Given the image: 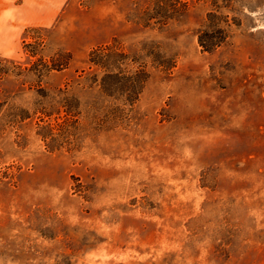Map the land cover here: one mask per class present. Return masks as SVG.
I'll use <instances>...</instances> for the list:
<instances>
[{"label":"rangeland","instance_id":"1","mask_svg":"<svg viewBox=\"0 0 264 264\" xmlns=\"http://www.w3.org/2000/svg\"><path fill=\"white\" fill-rule=\"evenodd\" d=\"M0 264H264V0H0Z\"/></svg>","mask_w":264,"mask_h":264},{"label":"trees","instance_id":"2","mask_svg":"<svg viewBox=\"0 0 264 264\" xmlns=\"http://www.w3.org/2000/svg\"><path fill=\"white\" fill-rule=\"evenodd\" d=\"M223 31H221L222 33ZM225 42V40L223 41V38L219 39V38H216V37H210L209 39L207 40H204L201 36V38L199 39V43L200 45L204 48V50L206 51H214L216 50L217 48L221 47V45H223ZM99 52L98 51H95L94 54L97 55ZM90 63L93 64L94 66L96 67H103V65L97 61V59H93L91 57L90 59Z\"/></svg>","mask_w":264,"mask_h":264}]
</instances>
